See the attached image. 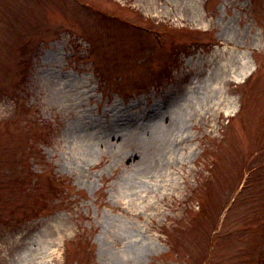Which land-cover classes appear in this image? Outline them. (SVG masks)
I'll list each match as a JSON object with an SVG mask.
<instances>
[{"label": "rangeland", "instance_id": "374dc122", "mask_svg": "<svg viewBox=\"0 0 264 264\" xmlns=\"http://www.w3.org/2000/svg\"><path fill=\"white\" fill-rule=\"evenodd\" d=\"M0 264H264V0H0Z\"/></svg>", "mask_w": 264, "mask_h": 264}, {"label": "trees", "instance_id": "16d2710c", "mask_svg": "<svg viewBox=\"0 0 264 264\" xmlns=\"http://www.w3.org/2000/svg\"><path fill=\"white\" fill-rule=\"evenodd\" d=\"M263 164V163H262ZM261 166H255V167H253V168H251L249 171H250V176H249V179H248V182H247V185H248V183L251 181V178H252V176L254 175V173L255 172H258L261 168H260ZM247 187V186H246ZM246 187L244 188V189H246ZM244 191V190H243ZM243 191L240 193V195H239V197L242 195V193H243ZM238 197V198H239ZM238 198L236 199V200H238ZM226 221H227V219H226Z\"/></svg>", "mask_w": 264, "mask_h": 264}]
</instances>
